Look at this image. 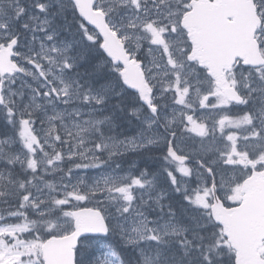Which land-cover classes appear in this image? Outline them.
Returning a JSON list of instances; mask_svg holds the SVG:
<instances>
[{"label":"snow or ice","instance_id":"1","mask_svg":"<svg viewBox=\"0 0 264 264\" xmlns=\"http://www.w3.org/2000/svg\"><path fill=\"white\" fill-rule=\"evenodd\" d=\"M0 264H264V0H0Z\"/></svg>","mask_w":264,"mask_h":264}]
</instances>
